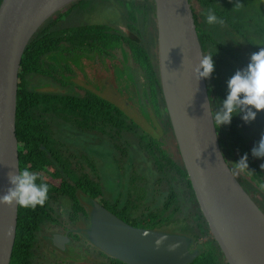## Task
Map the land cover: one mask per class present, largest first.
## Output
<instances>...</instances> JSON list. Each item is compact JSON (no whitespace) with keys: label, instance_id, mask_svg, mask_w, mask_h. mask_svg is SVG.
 Masks as SVG:
<instances>
[{"label":"trees","instance_id":"1","mask_svg":"<svg viewBox=\"0 0 264 264\" xmlns=\"http://www.w3.org/2000/svg\"><path fill=\"white\" fill-rule=\"evenodd\" d=\"M90 1L96 3V0H76L54 13L30 38L22 54L18 69L15 118L19 167L21 170L27 167L37 172L44 182L49 184V199L43 207L37 206L35 209L18 206L16 236L9 264H33L38 233L44 225L58 222L53 204L59 202L60 195L64 197L67 195L71 201L70 218L72 220L76 218L78 210L81 211V216L87 217V211L80 204L77 192L84 193L88 198L99 200L108 210L137 227L152 229L180 223L178 230L191 235L194 245L199 247L198 255L187 264H227L194 196L167 112L165 111L163 115L159 113L160 106L165 108V105L160 88L158 66L156 63L154 68L151 61V56H157V54L146 49L140 38L142 37L141 28L137 25L139 16L144 21L149 19L151 24L155 23V17L151 18V15H154L152 0H99L105 5H111L110 3L113 2L124 8V18L129 21L126 23V34L117 33V30L114 31V28L106 23H79L68 27H56L62 17L64 16L63 20H65L68 13L78 4ZM193 1L201 8L198 12L192 5L203 53L213 55L214 71L211 77L206 79V84L212 108L215 110L218 100L226 98L227 75L233 71L235 73L237 69H243L249 61L246 62L243 53L219 39L217 32L206 23L202 13L210 7L218 18L226 22L230 32L244 39L249 46L251 45L254 52L264 47V22L260 19L255 21L243 12L245 4L254 0H190L191 4ZM93 8L94 4L90 6V9ZM82 10L87 11V8ZM253 16L256 18V14ZM250 30L260 36L256 43L249 41ZM123 41L128 44L131 57L146 78V83L149 85L145 88L148 102L155 115L161 118L163 138L166 137V133L167 136L171 135L170 139L174 143L172 148L177 152V158L162 147L161 139L158 140L149 132L141 130L135 121L109 100L94 93L80 96L52 90L40 91L35 88L39 82L32 83L29 80L39 75V77L42 76L43 83H47L49 77L65 85L66 82L62 78L69 70L68 61L76 63L77 55H81L83 50L98 49L101 53H107V49L119 47ZM156 45L157 43L153 45V48ZM47 58L54 60L50 62ZM155 59L157 61V57ZM158 95H160V101ZM259 113L256 120L248 124L244 123L240 115H234L230 124L215 127L221 149L231 170L264 211V190L258 187L259 183H264V168L260 166L264 163V157L252 156L251 149L255 145L254 135L246 134L248 125L260 127L263 123L260 119H264V111ZM54 120L56 124L78 130L79 135L84 139L96 137L97 134L94 131H97L104 139L101 142V148L103 151L105 149L108 153H112L118 164L124 161L132 165L133 156L130 152L131 144L128 141V134L136 137V147L144 150L149 155L153 168L160 171L156 182H166L164 195L157 194V196L151 193L150 197L146 190H142L143 193L140 195L135 193L138 188L136 180H143L145 177V174L142 176L139 172H132L128 176L126 195L122 196L121 193L111 195L109 192L108 197L104 195L103 186L98 180H94L88 172L81 171V166L77 163L80 159L76 160V151L73 150L70 153L76 160L74 163L69 155L63 153V146H66L64 142L76 143V140L60 139L61 136L57 134L56 129L54 130L55 125L52 124ZM136 147L132 146V148ZM245 153L248 154L249 169L241 171L236 169L235 162H238ZM123 155H125L123 160L118 158ZM86 162L94 168L91 161ZM57 178L60 179V184L52 182ZM178 183L187 192L183 198L179 197L176 190ZM184 205H186V211L183 209ZM97 264L127 263L107 256L106 261Z\"/></svg>","mask_w":264,"mask_h":264},{"label":"water","instance_id":"2","mask_svg":"<svg viewBox=\"0 0 264 264\" xmlns=\"http://www.w3.org/2000/svg\"><path fill=\"white\" fill-rule=\"evenodd\" d=\"M76 0L0 2V195L7 172L18 171L16 103L18 69L30 38L54 13ZM158 75L176 145L194 196L227 264H264V211L231 170L209 114L206 79L194 68L203 52L190 0H152ZM204 105V107H202ZM20 168V167H19ZM90 199L88 243L127 264H187L199 253L193 237L179 230L134 226ZM18 206L0 203V264H9ZM63 248L67 236L52 234ZM178 245L170 250V245ZM64 250V249H63Z\"/></svg>","mask_w":264,"mask_h":264},{"label":"rangeland","instance_id":"3","mask_svg":"<svg viewBox=\"0 0 264 264\" xmlns=\"http://www.w3.org/2000/svg\"><path fill=\"white\" fill-rule=\"evenodd\" d=\"M92 4H94V8L90 9ZM110 4L111 5H105L104 3L99 2V0H96V3H92V1L80 3L76 8L68 13L69 15L65 17V20H63V16V21H59L56 27H68L79 23H106L112 26L114 31L117 30V33L126 34L124 27L129 21H126L124 18V8L113 2ZM192 5L195 6V10L198 12L201 10L196 2L193 1ZM245 5L246 7L243 9V12H245L247 16L253 18L255 21L260 19L264 22V0H254L253 2L247 3ZM86 8L87 11L82 10ZM253 14H256L257 19L253 16ZM151 18L153 19L154 15H151ZM137 25L141 28L142 37L140 38L146 49L149 52H156L157 54V45L153 48V45L157 43L155 23L151 24L149 19L144 21L143 18H140L139 16ZM210 27H212V30L217 32L219 39L223 43L233 46L235 50L243 53L245 59L247 60L246 62L250 60V56L254 52L252 51L251 45L249 46L244 39L234 36L232 32H230L229 26L225 21H223L222 24L217 23L210 25ZM259 37L260 36L258 34H254L250 30L248 34L249 41L251 40L256 43L259 41ZM151 48L153 49L150 50ZM107 50H110V55L113 57H109V54L105 55L104 53L99 55V53L96 51H93L87 57V59L84 58L85 54L83 53H81V55H77L76 60L78 62L72 64L71 68L73 72L71 74H73V82L78 84L80 87H76L74 85H63L59 83V81L49 77L48 82L43 83L42 76L39 77V75L30 78L29 80L32 83L39 82L35 88L40 91L52 90L61 93L70 92L80 95L83 94L84 96L88 93L84 89L85 86L83 84L88 85V82H84L83 80L93 79V77L89 75L91 70L93 72L99 71V74H101L99 77L100 79H98L97 83L94 85L97 94L119 107L130 119L135 121L140 126L141 130L149 132L151 135L157 137L158 140L161 139L162 147L166 148L174 158H177V152L174 148H172L174 143L171 141V139L167 138V133L165 134V138H163L161 135L163 132L161 118L155 115L151 104L148 102L147 91L145 90L147 86L146 78L143 76L140 67H138L136 62L131 57L128 44L123 41L119 47ZM156 57L157 56L155 55L151 56L153 59ZM47 59L50 62H53L54 60L50 58ZM95 59L99 61L95 62ZM101 62L105 64V66L103 65V68L99 65ZM156 62H158V57ZM83 65H85L84 68L82 67ZM84 73L86 74V77L83 76ZM233 74L234 71L227 75L225 79L226 82ZM62 79L65 80V76ZM109 86H112V90H109ZM133 98H135L134 104H132ZM165 111V108L161 105L159 113L163 115ZM260 120L263 121V123L261 122L262 124L260 127L248 125V132H245L247 135L249 133L254 135V144L258 142L261 133L264 132V119ZM55 122L56 120H54L52 124L55 125L54 130L56 129L57 134L61 136L60 139H63L64 141L66 139L68 141L74 139L76 140V143L64 142L66 146H63V153L69 155L73 163L74 161L80 159L77 163L81 166V171L88 172L94 180H98V182L103 186L104 195L107 197L109 196V193H111V195L114 193H121L122 196L126 195L128 176L132 172L142 173V176L145 174L143 180H136V187L138 188H136L135 192L138 195L143 193L142 190H146L148 192L147 195L150 197L152 195L151 193H153V195H164L163 191L166 188V184L164 182H156V178L159 176V173L155 174L152 168L149 169L152 167V164L144 150H139V147L136 148L137 151L132 149L133 145L136 147V137L128 134V141L131 144L130 152L133 156L132 165L130 166L128 164L129 162L125 163L124 161H122L121 164H118L112 153H108V150L105 149L103 151L101 148V142H103L104 139L102 135L98 134L97 131H94L95 134H97L96 137L91 136L93 138H90L85 136L86 138L84 139L81 138L82 136L79 135L80 132L78 130L66 128L61 124H56ZM73 150L76 151V160L70 155ZM83 155H85L84 158ZM124 157L125 155L118 158L123 160ZM84 159L88 162L91 161L94 168H91ZM229 161L231 162L230 159ZM147 164H149V166ZM169 178L172 180L171 176H169ZM144 181L147 183H144ZM176 187L180 198H183L185 195H187V192H185L184 189H179L178 185ZM77 195L80 199V204L85 210L89 211L91 206L90 199H88V197L82 192H77ZM94 200L100 203L99 200ZM54 208L56 211V217L61 222L63 220L67 221L68 215H71L72 213L70 204L67 205L64 200H62L59 204L54 205ZM183 209L186 211V205L183 206ZM80 214V212H76V218L78 217V220L80 218ZM81 225L83 229H80ZM81 225H79V221H77L75 224L71 222V232L73 234H77L78 237L71 238L65 250L55 249L50 244L48 239L44 238L45 235H50L52 233V226L44 225L42 230L37 235L38 238L34 248L33 264H97L106 261L107 255L100 253L96 247L91 246L88 243L83 233L86 229V223H84L83 220H81ZM179 225L180 223H172L165 226V229L178 231ZM193 247H195L194 244Z\"/></svg>","mask_w":264,"mask_h":264},{"label":"clouds","instance_id":"4","mask_svg":"<svg viewBox=\"0 0 264 264\" xmlns=\"http://www.w3.org/2000/svg\"><path fill=\"white\" fill-rule=\"evenodd\" d=\"M205 21L209 25L223 23L215 12L209 7L202 13ZM253 51V50H252ZM197 80L210 78L214 71L213 55L201 52L199 63L194 68ZM226 98L218 100L215 110L212 108V101L209 99L207 108L214 125L219 128L221 125L230 124L234 115H240L245 124L256 120L257 114L264 111V47L253 52L249 63L243 69H237L227 80ZM204 107V105H202ZM253 157H264V132L260 139L251 149ZM149 166V164H147ZM261 168H264L262 163ZM238 170H248V154L245 153L238 162H235ZM154 173L156 169L151 167ZM150 169V168H149ZM9 187L3 195H0V203L9 207L13 205L22 208L35 209L37 206L43 207L49 199V184L43 178L27 167L18 171L9 170L7 172ZM38 181H40L38 183ZM166 184L165 181H161ZM147 183V182H146ZM258 187L264 190V183H259ZM178 245H170V250H174Z\"/></svg>","mask_w":264,"mask_h":264},{"label":"flooded vegetation","instance_id":"5","mask_svg":"<svg viewBox=\"0 0 264 264\" xmlns=\"http://www.w3.org/2000/svg\"><path fill=\"white\" fill-rule=\"evenodd\" d=\"M114 23H116V22H114ZM124 30H125V32L127 31V28H126V26L124 27ZM114 32V31H113ZM134 32H135V30H134ZM136 36H138L137 34H135ZM96 52H98L99 53V55H101V54H103V52L101 53L98 49L97 50H95ZM83 52V54H85V56H84V58H86L87 59V57L93 52V50H83L82 51ZM110 53L111 52H109V50H108V52L107 53H104L105 55H108L109 54V57L110 56H112V55H110ZM113 57V56H112ZM96 61H99V60H96L95 59V62ZM151 61H152V63H153V66H154V68H155V65H156V63H157V66H158V62H156V59L154 58H151ZM78 61H76V63H77ZM67 64L69 65V70H67L66 71V74H65V85H74V86H76V87H80L78 84H75L74 82H73V80H72V75L73 74H71L72 72H73V70H72V64H75V62H71V61H68L67 62ZM67 64H66V67H67ZM99 65L103 68L104 66H105V64L103 63V62H101V63H99ZM104 65V66H103ZM81 67V66H80ZM83 68L85 67V65H83L82 66ZM86 74L84 73L83 74V76L84 77H86L85 76ZM89 75L90 76H92L93 77V79H88V80H83L84 82H88L87 84L88 85H85V84H83L85 87H84V89L86 90V92L87 93H94V94H97V91H96V89L94 88L95 86V84L97 83V81H98V79H100L99 77H100V75L101 74H99V71H97V72H93L92 70L89 72ZM67 80V81H66ZM107 83V82H106ZM108 84V83H107ZM113 84V83H112ZM147 85V88H148V84H146ZM110 87V89L109 90H112V86H109ZM114 87V86H113ZM127 87H128V85H127ZM91 90H93V91H91ZM145 92V91H144ZM66 93H68V94H74V93H70V92H66ZM77 95H80V94H77ZM97 95H99V94H97ZM80 96H83V94L82 95H80ZM100 96V95H99ZM160 99V95H158V100ZM145 101V100H144ZM160 101V100H159ZM135 103V98H133V100H132V104H134ZM147 103V102H146ZM155 113V112H154ZM169 136V137H168ZM167 136V138H171V135H168ZM137 148V147H136ZM136 148H132L134 151H137V149ZM139 150H141V149H139ZM145 152V151H144ZM146 153V152H145ZM145 155V154H144ZM146 155H147V157L149 158V155L146 153ZM145 155V156H146ZM150 159V158H149ZM150 162H151V160H150ZM130 166H131V163H130ZM150 169H151V167H150ZM53 183H55V184H60V179H54L53 181H52ZM178 188L179 189H181V190H183V188H181L180 186H179V183H178ZM176 190H177V187H176ZM133 192H134V190H133ZM136 193V192H135ZM67 195L64 197V195H60L59 196V202L57 203V204H59L62 200H64L65 201V203L68 205V204H70V207H71V209H72V204H71V201H70V199H69V197H67ZM54 205H56V203L55 204H53V206ZM77 212H80L81 213V211H77ZM83 216V215H82ZM81 216V214H80V218H79V220L77 219V218H75L74 220H72L71 218H70V215H68V217H67V221L66 220H63L62 222L56 217V219L58 220V222L57 223H50V224H47V225H51L52 226V233L50 234V235H45L44 236V238L45 239H48V241L50 242V244L55 248V249H57V250H65L66 249V247L68 246V242H64V240L61 242V244L63 245V244H65L64 246H63V248H60V247H58V246H56L53 242H52V239H53V237H52V234H54V233H57V234H59V235H61V236H67L68 238H69V240L71 239V238H74V237H78L77 236V234H73L72 232H71V222H73L74 224L75 223H77V221H79V225H81V220H83L84 221V223H88V218L87 217H82ZM80 229H83L82 228V225L80 226ZM48 236V237H47Z\"/></svg>","mask_w":264,"mask_h":264}]
</instances>
